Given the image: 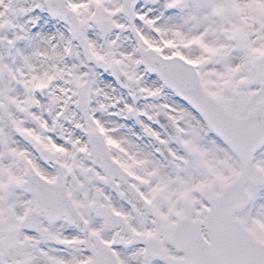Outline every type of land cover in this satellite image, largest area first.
I'll return each instance as SVG.
<instances>
[{
	"label": "snow or ice",
	"instance_id": "snow-or-ice-1",
	"mask_svg": "<svg viewBox=\"0 0 264 264\" xmlns=\"http://www.w3.org/2000/svg\"><path fill=\"white\" fill-rule=\"evenodd\" d=\"M0 264H264V0H0Z\"/></svg>",
	"mask_w": 264,
	"mask_h": 264
}]
</instances>
